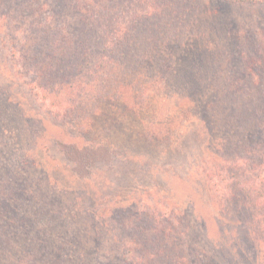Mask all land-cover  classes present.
<instances>
[{"label": "rangeland", "instance_id": "obj_1", "mask_svg": "<svg viewBox=\"0 0 264 264\" xmlns=\"http://www.w3.org/2000/svg\"><path fill=\"white\" fill-rule=\"evenodd\" d=\"M49 1L31 3L39 5L33 15L40 14L42 23L48 18L46 22L63 25L72 14L76 17L72 22H76L81 9L90 14L81 5L78 11L71 7L61 12ZM237 3L232 13L236 20L255 29L260 24L264 27V0ZM33 15L11 5L0 19V115L5 121L0 148L7 159L4 183L11 188L25 187L22 200L36 218L31 233L35 231L37 241L40 234L52 241L48 247L43 244L46 251L40 256L31 255L20 264H54L57 251L52 246L58 245L60 234L69 240L67 249L61 250L66 256L63 264H144L142 257L145 264H164L169 261L168 253L177 250L173 244L177 232L184 238L180 245L193 248L190 254L198 259L209 256L216 264H264L259 250L250 244L247 229L232 221L233 211H221L218 204L217 190L245 192L230 177L232 172L237 176L244 171L249 176L254 162L255 174L264 178V160L255 156L252 161L246 155L252 150V115L258 102L254 99L252 103L249 97L254 90L251 82L241 87L233 79L234 86L227 85L230 73L219 66L226 40L217 32L215 47L211 45L198 65L183 64V72L177 71L180 76L174 80L179 90L174 98L159 99L152 93L131 113L125 110L124 103L129 102L121 95L111 106L93 111L88 125L79 126L57 117V109L42 101V95L29 84L31 71H17L10 43L20 48ZM177 28L176 35L182 34L181 26ZM202 32L196 37L198 43L211 39ZM78 37L87 38L82 33ZM150 41V36L144 40ZM69 44L73 47L75 39ZM70 47L56 50V55H90ZM22 53L20 48L15 58ZM212 97L217 98L215 103L205 105ZM91 144L95 147H89ZM263 151L260 145L255 153L264 156ZM237 156L243 158L237 159L241 166L235 163ZM210 171H215L211 181ZM215 180L221 184L217 186ZM184 228L188 237L181 233ZM81 252L89 254V259Z\"/></svg>", "mask_w": 264, "mask_h": 264}, {"label": "trees", "instance_id": "obj_2", "mask_svg": "<svg viewBox=\"0 0 264 264\" xmlns=\"http://www.w3.org/2000/svg\"><path fill=\"white\" fill-rule=\"evenodd\" d=\"M33 1L0 0V19H3L11 5L20 12L33 15L34 8H40L39 5L31 4ZM240 1L244 0H50L61 12L71 7L78 11L81 5L90 14L81 9L78 18L80 22H72L76 18L72 14L65 17L67 20L62 21L63 25L46 22L48 18L42 23L40 14H34L33 19H28V32L23 35V41L19 45L23 53L15 58L20 48H16L13 41L10 43V52L15 64L19 65L16 67L18 73H33L29 84L37 90L38 95H42L43 102L48 101L57 109L54 114L83 126L91 121L93 111L99 112L102 108L111 106L113 99L121 95L129 102L124 103L125 110L131 113L152 93L159 99L174 98L179 93L178 86L174 83L180 76H177V71L183 72V64L186 62L198 65L203 60V54L212 49L211 45L215 47L218 32L226 40L227 48L219 66L226 70V74L230 73L227 85L234 86L231 82L233 79H236L239 86H243L244 82H251L255 93L258 92L255 97L253 90V95L249 96L252 103L255 100L258 102V106L257 112L252 115L255 120L251 127L252 138L249 145L252 150L246 155L252 161L255 156L264 160V156L255 153L258 146L264 147V27L261 28L260 24L255 29L232 16ZM180 6L185 7L180 9ZM22 19L25 20L24 17ZM179 26L183 32L176 35L174 28ZM199 30L206 36L210 35L211 39L207 43H198L196 40L201 32L195 31ZM80 33L87 38L80 40ZM66 34L76 36L67 37ZM148 36L152 37V41L145 43ZM73 39V47L66 45ZM64 46H71V49L83 52V55L88 51L90 55L75 58L71 54L68 57L57 56L56 50L64 51ZM43 58L44 62H41ZM20 60L23 61L21 64ZM27 66L30 67L24 68ZM112 72L113 75L110 74ZM180 85L183 86L181 83ZM187 98L191 102L194 100L193 97ZM215 100L216 97L206 99L204 104L213 105ZM2 118L0 115V130L5 125ZM89 147L95 146L91 144ZM4 154V149L0 148V155L4 156L0 163V264H20L31 255L33 258L40 256L43 244L48 247L52 241L41 234L37 241L35 231L31 233V228L36 225V218L30 214V206L22 200L23 195L27 194L24 192L25 187L11 188L10 184L4 183L7 172ZM239 158L243 159L237 156L235 163L241 166L237 160ZM249 168V176L244 171L241 174L238 171L237 176L232 172L233 176H230L245 192L228 194L217 190L218 204L221 211H233L232 221L247 229L250 244L259 250L264 260V178L261 174H255L257 164L252 162ZM214 172H208L210 181ZM216 176L220 177V174L216 172ZM215 181L217 186L221 184L220 181ZM13 195L21 200L14 199ZM184 229L185 233H181L185 237L188 234L187 228ZM58 236V245L55 248L52 246L57 251L53 262L63 264L66 256H62L61 250L67 249L69 240L63 234ZM175 236L177 241L173 244L177 246V250L174 254L168 253L167 264H216L209 256L204 257L205 259L192 256L190 252L194 249L188 245L184 249L180 245L184 243V238L178 232ZM34 243L37 246L33 247ZM45 251L46 249L43 253ZM84 255L89 259V254ZM71 256L67 255V259ZM115 259L119 260V257L116 256ZM140 261L145 264L146 258L142 257Z\"/></svg>", "mask_w": 264, "mask_h": 264}]
</instances>
